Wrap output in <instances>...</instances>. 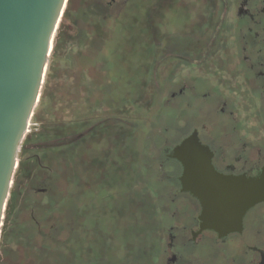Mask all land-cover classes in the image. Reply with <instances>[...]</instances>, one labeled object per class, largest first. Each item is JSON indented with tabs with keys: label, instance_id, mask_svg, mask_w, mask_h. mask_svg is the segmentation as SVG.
Listing matches in <instances>:
<instances>
[{
	"label": "rangeland",
	"instance_id": "rangeland-1",
	"mask_svg": "<svg viewBox=\"0 0 264 264\" xmlns=\"http://www.w3.org/2000/svg\"><path fill=\"white\" fill-rule=\"evenodd\" d=\"M108 1L67 2L20 150L53 138L73 141L18 153L0 264H139L142 242H156L157 262L166 264L170 213L163 218L162 208L169 210V191L159 198L137 164L147 143L155 140L161 151L173 133L170 95L143 72L152 63L144 23L151 26L154 11L173 0ZM170 22L183 26L181 18Z\"/></svg>",
	"mask_w": 264,
	"mask_h": 264
},
{
	"label": "flooded vegetation",
	"instance_id": "flooded-vegetation-1",
	"mask_svg": "<svg viewBox=\"0 0 264 264\" xmlns=\"http://www.w3.org/2000/svg\"><path fill=\"white\" fill-rule=\"evenodd\" d=\"M178 1L157 8L151 26L144 23L151 28L152 63L157 61L143 72L151 71L156 89L170 95L166 105L173 133L161 151L155 140L147 143L137 164L159 198L169 191L163 193L169 210L162 208L163 218L170 213L166 264H264V201L247 210L240 230L222 237L201 230L200 201L182 189L184 167L173 157L174 148L197 133L222 176L264 173V0ZM118 2L127 0H109L108 6ZM178 18L183 26L174 28L170 20ZM64 139L28 143L19 152L73 141ZM157 249L156 242L145 247L142 242L139 264H158Z\"/></svg>",
	"mask_w": 264,
	"mask_h": 264
},
{
	"label": "water",
	"instance_id": "water-1",
	"mask_svg": "<svg viewBox=\"0 0 264 264\" xmlns=\"http://www.w3.org/2000/svg\"><path fill=\"white\" fill-rule=\"evenodd\" d=\"M68 0H0V235L20 145L40 101L49 58ZM84 134L78 135V138ZM197 133L174 148L182 189L201 204V230H240L248 209L264 201V173L222 176Z\"/></svg>",
	"mask_w": 264,
	"mask_h": 264
},
{
	"label": "trees",
	"instance_id": "trees-1",
	"mask_svg": "<svg viewBox=\"0 0 264 264\" xmlns=\"http://www.w3.org/2000/svg\"><path fill=\"white\" fill-rule=\"evenodd\" d=\"M59 43H60V38H59V36H57V38H56V44H55V47H54V50H53L54 55L57 53ZM49 74H51V73H49Z\"/></svg>",
	"mask_w": 264,
	"mask_h": 264
}]
</instances>
